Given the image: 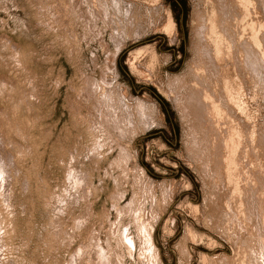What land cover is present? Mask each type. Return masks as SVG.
Wrapping results in <instances>:
<instances>
[{"label":"rangeland","instance_id":"obj_1","mask_svg":"<svg viewBox=\"0 0 264 264\" xmlns=\"http://www.w3.org/2000/svg\"><path fill=\"white\" fill-rule=\"evenodd\" d=\"M119 1L0 0V264H264V0Z\"/></svg>","mask_w":264,"mask_h":264},{"label":"bare ground","instance_id":"obj_2","mask_svg":"<svg viewBox=\"0 0 264 264\" xmlns=\"http://www.w3.org/2000/svg\"><path fill=\"white\" fill-rule=\"evenodd\" d=\"M116 1H117V2H116ZM116 1L114 0V2H116V3H119V2H120L119 0H116ZM118 1H119V2H118ZM213 1H214V0H213ZM248 1H249V0H248ZM241 2H242V1H241ZM244 3H245V2H244ZM247 4H248V2H247ZM247 4H245V5H247ZM126 8H127V7H126ZM235 9H236V8H235ZM245 10H246V9H245ZM238 11H239V10H238ZM215 12H216V11H215ZM241 12H242V11H241ZM248 12H249V11H248ZM219 13H220V12H219ZM246 13H247V12H246ZM218 15H219V14H218ZM242 18H243V17H242ZM246 19H247V18H246ZM208 22H209V21H208ZM220 23H221V22H220ZM252 23H253V22H252ZM211 24H212V23H211ZM249 24H250V23H249ZM117 25H118V24H117ZM172 25L174 26V22H173L172 17L169 16V17H168V21H167V23H166V26H167V28L170 30L171 28H169V27H170V26L172 27ZM212 25H213V24H212ZM258 25H259V24H258ZM212 27H213V26H212ZM262 27H263V26H262ZM118 28H119V27H118ZM167 28H166V30H167ZM246 28H247V27H246ZM258 28H259V27H258ZM254 30H255V28H254ZM134 31H135V30H134ZM170 31H171V30H170ZM170 31H169V33H171ZM232 31H233V30H232ZM212 32H213V31H212ZM222 32H223V31H222ZM245 32H246V31H245ZM258 32H261V31L258 30ZM205 33H206V32H205ZM223 33H224V32H223ZM225 33H226V32H225ZM253 33H254V32H253ZM207 34H208V33H207ZM242 34H243V32H242ZM256 34H257V33H256ZM237 35H238V34H237ZM243 35H244V34H243ZM258 35H259V34H258ZM252 36L254 37V34H253ZM228 37H229V36H228ZM245 37H246V36H245ZM253 37H252V38H253ZM256 37H257V36H255V40L258 39V38H256ZM212 38H213V37H212ZM222 38H223V37H222ZM230 38H231V37H230ZM232 38H233V37H232ZM232 38H231V39H232ZM208 39H209V38H208ZM210 39H211V38H210ZM217 39H218V38H217ZM222 40H223V39H222ZM253 40H254V39H253ZM211 41H212V40H211ZM245 41L247 42V41H249V40H245ZM250 41H251V40H250ZM257 41L260 42V39H259V40H256V44L260 45L261 43H257ZM220 42H221V40H220ZM243 44H244V43H243ZM245 44H246V43H245ZM247 44H248V43H247ZM250 44H251V43H250ZM211 46H212V45H211ZM245 46H246V45H245ZM205 47H206V46H205ZM239 47H240V46H239ZM250 47H252V46H250ZM259 47H260V46H259ZM209 48H210V47H209ZM216 49H217V48H216ZM246 49H247V47H246ZM246 49H245V52L247 53V50H246ZM252 49H253V48H252ZM204 50H205V49H204ZM206 50H208V49H206ZM211 50H212V49H211ZM221 51H222V50H221ZM252 51H253V50H252ZM252 51H251V52H252ZM257 51H258V50H257ZM248 52L250 53V51H248ZM259 52H260V51H259ZM138 53H139V52H138ZM207 53H208V52H207ZM221 53H222V52H221ZM254 53H255V52H254ZM254 53L252 52V55H251V56H253ZM263 53H264V51H263ZM247 54H248V53H247ZM257 54H258V53H257ZM257 54H256V56H259V55H260V54H258V55H257ZM212 56H213V55H212ZM217 56H218V55H217ZM254 56H255V55H254ZM256 56H255V57H256ZM261 56H262V54H261ZM222 57H223V56H222ZM231 57H232V55H231ZM249 57H250V56H248V58H249ZM259 57H260V56H259ZM248 58L246 59V61H247V60H248V61H251V59H253V58H251V57H250L249 59H248ZM263 58H264V56H263ZM130 59H131V58H130ZM199 59H200V58H199ZM212 59H213V58H212ZM258 59H259V58H258ZM254 61H255V59H254ZM256 61H257V58H256ZM256 61H255V62H256ZM262 61H263V59H262ZM251 62H252V61H251ZM257 62H258V61H257ZM257 62H256V63H257ZM200 64H201V63H200ZM235 64H236V63H235ZM253 64H254V63H253ZM263 64H264V63H263ZM239 65H240V64H239ZM255 65H256V64H255ZM257 65H258V64H257ZM248 67H249V66H248ZM222 69H223V68H222ZM226 69H227V68H226ZM258 69H259V67H258ZM236 71H237V70H236ZM261 72H262V71H261ZM197 73H198V72H197ZM205 73H206V72H205ZM257 73H258V72H257ZM254 74H255V73H254ZM197 75H198V74H197ZM253 76H254V75H253ZM256 76H257V75H256ZM221 77H222V76H221ZM262 79H263V78H262ZM241 80H242V79H241ZM254 82H255V81H254ZM208 83H209V82H208ZM225 87H227V86H225ZM199 88H200V87H199ZM202 89H203V88H202ZM239 89H240V88H239ZM233 91H234V90H233ZM195 92H196V91H195ZM203 92H204V90H203ZM255 92H256V91H255ZM231 93H232V92H231ZM216 95H217V94H216ZM200 96H201V94H200ZM194 97H195V96H194ZM227 97H228V96H227ZM180 98H181V97H180ZM206 98H207V97H206ZM206 98H205V99H206ZM222 98H223V97H222ZM231 98H232V97H231ZM123 99H124V98H123ZM232 99H233V98H232ZM229 100H230V98H229ZM234 100H235V99H234ZM234 100H233V101H234ZM120 101H121V100H120ZM231 101H232V100H230V102H231ZM206 102H207V101H206ZM215 102H216V101H215ZM215 102H214V103H215ZM122 103H123V102H122ZM202 103H203V102H202ZM226 103H227V102H226ZM120 104H121V102H120ZM233 104H234V103H233ZM124 105H127L126 102H125ZM124 105H123V106H124ZM223 106H224V105H223ZM226 106H227V105H226ZM236 106H237V105H236ZM124 107H125V106H124ZM220 107H221V106H220ZM138 108H139V107H138ZM202 108H203V107H202ZM216 108H217V107H216ZM122 109H123V108H122ZM207 109H208V108H207ZM240 109H241V108H240ZM126 110H127V109H126ZM141 110H142V109H141ZM211 110H212V109H211ZM121 111H122V110H121ZM203 111H204V110H203ZM216 111H217V110H216ZM199 112H200V111H199ZM216 113H217V112H216ZM218 114H219V113H218ZM236 115H237V114H236ZM226 116H227V115H226ZM145 117H146V116H145ZM141 118H142V117H141ZM204 118H205V117H204ZM241 118H242V116H241ZM210 119H211V118H210ZM117 120H118V119H117ZM129 121H130V119H129ZM145 121H146V120H145ZM145 121H144V122H145ZM241 121H242V120H241ZM146 122H147V121H146ZM205 122H206V121H205ZM147 123H148V122H147ZM226 124H227V123H226ZM228 124H229V123H228ZM118 125H119V124H118ZM141 125H142V124H141ZM233 127H234V126H233ZM123 128H124V127H123ZM209 128H210V126H209ZM241 128H242V127H241ZM205 133H206V132H205ZM244 135H245V134H244ZM259 147H260V146H259ZM261 148H262V147H261ZM243 151H244V150H243ZM252 151H253V150H252ZM233 154H234V153H233ZM216 155H217V154H216ZM263 155H264V154H263ZM222 162H223V161H222ZM217 167H218V166H217ZM220 167H221V166H220ZM1 168H2V167H1ZM246 170H247V169H246ZM222 175H223V174H222ZM251 176H252V175H251ZM236 182H237V181H236ZM251 185H252V184H251ZM255 186H256V185H255ZM256 189H257V188H256ZM256 189H255V190H256ZM234 191H235V190H234ZM239 192H240V191H239ZM248 192H249V191H248ZM250 205H251V204H250ZM226 211H227V210H226ZM249 235H250V234H249ZM255 235H256V234H255ZM152 239H153V238H152ZM153 242H154V241H153ZM261 253H262V252H261Z\"/></svg>","mask_w":264,"mask_h":264}]
</instances>
